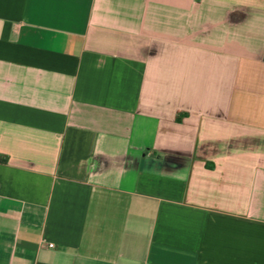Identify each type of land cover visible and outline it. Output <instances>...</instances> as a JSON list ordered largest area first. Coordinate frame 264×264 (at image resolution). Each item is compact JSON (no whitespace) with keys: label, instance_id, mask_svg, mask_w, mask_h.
I'll list each match as a JSON object with an SVG mask.
<instances>
[{"label":"crops","instance_id":"crops-1","mask_svg":"<svg viewBox=\"0 0 264 264\" xmlns=\"http://www.w3.org/2000/svg\"><path fill=\"white\" fill-rule=\"evenodd\" d=\"M0 264H264V0H0Z\"/></svg>","mask_w":264,"mask_h":264}]
</instances>
